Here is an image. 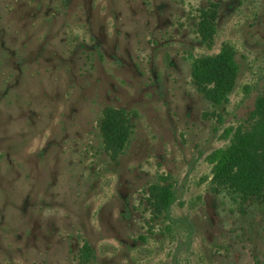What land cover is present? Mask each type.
Segmentation results:
<instances>
[{"label":"rangeland","instance_id":"1","mask_svg":"<svg viewBox=\"0 0 264 264\" xmlns=\"http://www.w3.org/2000/svg\"><path fill=\"white\" fill-rule=\"evenodd\" d=\"M223 45L237 72L214 103L191 63ZM263 95L264 0H0V264H264V193L207 158ZM108 107L131 123L118 153Z\"/></svg>","mask_w":264,"mask_h":264},{"label":"trees","instance_id":"2","mask_svg":"<svg viewBox=\"0 0 264 264\" xmlns=\"http://www.w3.org/2000/svg\"><path fill=\"white\" fill-rule=\"evenodd\" d=\"M207 28L211 29L212 25L205 23L203 29ZM236 72L237 64L229 45H223L214 55L193 58L191 63L197 90L214 103L226 100ZM253 114L247 128L235 127L229 144L213 149L207 157L213 162V179L241 197L264 193V95L256 97ZM128 118L124 108L108 107L103 111L100 129L106 149L112 153L120 152L127 144L131 130ZM154 198L159 208L167 211L173 190L168 185L161 186ZM90 252L92 249L84 243L81 253L88 256Z\"/></svg>","mask_w":264,"mask_h":264}]
</instances>
